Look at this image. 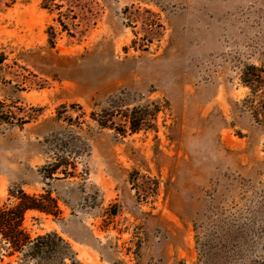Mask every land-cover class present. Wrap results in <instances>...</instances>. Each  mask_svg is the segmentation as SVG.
<instances>
[{"label": "rangeland", "instance_id": "obj_1", "mask_svg": "<svg viewBox=\"0 0 264 264\" xmlns=\"http://www.w3.org/2000/svg\"><path fill=\"white\" fill-rule=\"evenodd\" d=\"M251 68L264 0H0V206L78 264H264Z\"/></svg>", "mask_w": 264, "mask_h": 264}, {"label": "trees", "instance_id": "obj_2", "mask_svg": "<svg viewBox=\"0 0 264 264\" xmlns=\"http://www.w3.org/2000/svg\"><path fill=\"white\" fill-rule=\"evenodd\" d=\"M253 69V70H252ZM253 74L243 73L242 82L254 94L264 92V78H260L257 69ZM7 202L0 206V252L7 257L15 256V264H78L69 256V247L55 233L32 238L24 229V216L27 212H37L57 218L59 210L56 199L45 194L29 196L20 189L8 192ZM2 259V258H1ZM0 259V260H1Z\"/></svg>", "mask_w": 264, "mask_h": 264}]
</instances>
